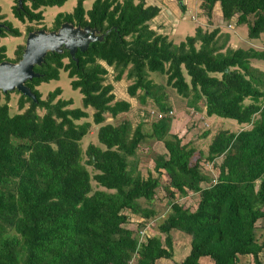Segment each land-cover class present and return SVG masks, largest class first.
Masks as SVG:
<instances>
[{
  "label": "trees",
  "instance_id": "16d2710c",
  "mask_svg": "<svg viewBox=\"0 0 264 264\" xmlns=\"http://www.w3.org/2000/svg\"><path fill=\"white\" fill-rule=\"evenodd\" d=\"M65 1L32 0L24 7L16 5L15 15L21 20H40V6ZM199 1L208 17L219 1L228 26L235 21L246 23L250 39L264 33V0ZM158 10L155 4L134 0H93L85 9L83 0H77L71 12L55 15L53 28L66 20L107 34L84 50L78 48L74 57L66 48L47 51L35 66L40 74L27 81L36 98L21 92L19 106L24 110L12 114L9 101L0 103V264H132L133 257L134 264H160L159 258L173 255L171 229L191 236L188 253L172 264H204L203 256L213 264H239L246 256L252 257L253 264H264L260 257L264 225L260 240L255 231L256 222L264 220V72L251 64L252 59L264 60V51L227 44L230 34L218 35L219 27L208 31L197 26L194 34L175 43L150 28L148 20ZM8 31L21 33L11 23L0 34ZM23 50L21 46L18 60ZM8 58L2 45L0 60ZM97 58L114 67V80H121L125 71L126 78L133 79L127 87L131 97L138 89H143L142 100L153 95L151 88L156 84L147 77L148 70L158 71L166 74L167 84L186 97L193 109L200 110L202 103L206 115L229 117L252 127L220 130L211 140L205 159L223 156L218 174L212 177L200 169L198 159L191 161L195 148L172 134L170 115L153 121L151 133L142 131L139 124L132 131L129 121L101 125L105 112L116 117L131 105L114 99L112 85L104 84L107 69ZM61 69L82 93L83 107L68 106L71 97H57L62 92L59 85L41 97L37 85L58 79ZM88 105L94 108V122L101 123L97 137L104 145L86 147L85 162L96 170L93 174L82 163L79 143L90 121H76L88 116ZM158 105L162 111L170 107ZM37 107L45 112L40 114ZM148 135L162 140L168 152L154 160L155 168L169 175L165 184L169 193L174 195L172 187L181 195L189 190L199 193L194 209L170 202L168 215L159 224L166 233V246L156 235L144 242L138 235L146 219L155 214L140 198L150 201L154 197L159 177H143L136 171V159L129 157ZM92 179L105 190L93 189ZM127 210L141 218L135 231L126 226Z\"/></svg>",
  "mask_w": 264,
  "mask_h": 264
},
{
  "label": "rangeland",
  "instance_id": "374dc122",
  "mask_svg": "<svg viewBox=\"0 0 264 264\" xmlns=\"http://www.w3.org/2000/svg\"><path fill=\"white\" fill-rule=\"evenodd\" d=\"M16 0H0V6L1 10L5 17L8 18V20H11L14 27H18L21 31L19 35H14L11 32H7L6 35H2L0 37V45L6 46V54L11 58L12 61H18L19 57V50L21 49V46L25 47L27 43V37L30 31L37 30L39 28H45L47 31L52 30L54 27L55 21L54 17L58 12H71L74 9V6L76 5L77 0H66L62 5H42L38 9H41L43 11V18L40 20H30L29 18H26L25 20H21L19 17H17L14 13V4ZM93 0H83V6L85 9H88L91 7ZM200 2V1H199ZM27 3L30 5L31 0H28ZM177 4V3H176ZM191 11V8H188ZM189 14V13H188ZM180 15L179 18L177 15L171 16V21H169L170 27H175L176 19H178L176 23V28L178 24L183 25L185 27V31L180 32L178 31L179 35L185 36L189 31L190 33L194 32L195 26L198 24V22L191 17L189 18H183ZM253 19L252 16H249V20L251 21ZM233 21L235 19L233 18ZM215 24L213 26L208 25L209 30H212L214 26H219L221 29L225 30V32H229L230 37L227 41V44L233 46V47H253L257 50L264 51V33H261L259 38L257 39H250L247 35V24L241 23L237 24L232 22V28L228 26V22H224V19L219 21V19L215 18ZM221 25V26H220ZM234 25V26H233ZM30 27L32 30H30ZM193 29V32H192ZM169 32H172L170 29ZM222 36L223 32L218 33V35ZM169 36L174 39L178 40L179 36L175 33H169ZM183 36H181L183 38ZM128 37V39H130ZM171 40V39H169ZM183 40V39H182ZM198 42L196 41V46H198ZM64 62L68 61L67 57L63 58ZM104 64V63H103ZM251 64L260 69L264 72V60H257L252 59ZM107 67V66H106ZM109 69V73L104 76V84H107V82L112 83V86L114 87L111 91L113 93L114 97L117 99H122L126 97L125 95L127 93V87L133 79H127L126 78V71L124 75L122 76L123 80L116 82L114 80V76L116 75V71L114 67L112 68H106ZM128 69V68H127ZM112 70V71H111ZM183 73L186 78V80L189 82L190 76L186 73V70L183 68ZM156 85L154 87L152 86L153 95H147L142 100L141 94L143 92V89H138L137 94L135 96L127 97V101L130 102V109L127 112H123L118 114L116 117H112L108 112L104 113V122L96 123L93 120V109H88V116L83 117L80 119H77V122H82L84 120H89L90 125L88 127V133L83 135V137L80 139V146L82 149L81 152V158L82 163L86 166V168L93 174L96 170L92 167V165H89L86 163V159L88 158V155L85 153L86 147L89 143H94L100 145V147L104 148V145L100 144V141L98 140L97 133L99 125H103L106 123H112L113 125H117L122 121H129L131 124L132 131L133 129L139 124L141 127V130L146 133H151L152 130V122L158 119L157 113L159 111H162L159 109L158 104H168L169 110L172 109L174 113H169V115L172 117V127H173V133H176L180 136L181 141L183 143H187L188 146H193L195 148L194 155L191 157V161H194L195 159H198L200 169L210 174L212 177L217 175L219 172V165L223 159V156L220 155L216 157L214 160H207L205 159L208 145L211 142L212 139L216 136V134L220 130H230V131H240L241 129H250L252 127V124H243L238 123L236 120L229 118V117H220L218 115L212 114V115H206L205 113V105L202 104L201 100V109L195 110L192 107L188 106L186 104V97H183L180 95L173 87L167 84L166 82V74H162L158 71H148L147 75ZM127 79V80H126ZM71 78L68 76L67 72L63 69L59 72V78L58 79H50L49 81H42L39 85H37L38 90L41 93V97L45 98L46 94L49 90L53 89L56 86H60L62 89V92L57 97H63V98H69L71 97L73 102L72 104H69L68 106H79L83 107L82 104V93L77 88H73L70 84ZM9 92V98L7 96V91H3L0 89V103H4L5 101H9L10 104V111L11 113H16L19 111H22L24 109H20L19 106V99L21 96V91L18 89L14 90H8ZM158 97V98H156ZM134 102H137L134 104ZM246 102H249L247 99ZM264 102V99H263ZM29 105V101L26 102L25 108ZM188 106V107H187ZM37 111L40 114H43L45 112L44 108L37 107ZM167 112V111H162ZM258 115L254 116V119H257ZM208 130V133L205 132ZM170 137V136H169ZM173 137V136H172ZM200 150V151H199ZM158 154H165L168 155V152L166 153V148L164 145V142L162 140L156 139L154 136L148 135L145 136L139 143L136 149V153L129 157V160L132 161L133 159H136V171L140 172V175L143 177L147 176L148 174L152 175L153 177H159V186L156 188L154 197L147 201L144 198H140V202L143 205H148L152 207L155 210V214L153 217H149L146 219L145 223H143V227L141 228L143 230V234L141 235L140 240L146 241L148 237L151 236H158L162 244L166 246L164 243V237L166 233L164 231H161L159 229V224L166 218L168 215L169 209H170V202L172 200L178 201L180 204H182L185 207H188L190 209H194L197 205L198 199H199V193L193 192L192 190L187 191L186 194L181 195V193L174 188H171L174 190V195H171L169 191L165 188V184H168L169 181V175L165 171V169L155 168V160L154 158ZM92 188L93 189H104L103 187L99 186L98 183L92 179L91 180ZM202 186H206L207 182L203 181L201 182ZM126 214L129 217V223L126 226L131 227L132 229H136L137 223L141 220V218L137 214H132L130 211H126ZM138 216V217H137ZM264 225V220L259 219L256 222V235L258 239L260 240L262 237L260 233L262 232V226ZM140 235V230H139ZM171 239H172V252L173 255L170 258H159L158 263L160 264H172L175 260H181L184 258V256L188 253L190 248V239L191 236L189 233L183 232L179 229H171L170 231ZM261 259L264 261V252L261 253ZM200 260L204 264H213V260L210 257H201ZM130 263L134 264L136 263V257H133L130 261ZM239 264H253L252 257H246L242 258Z\"/></svg>",
  "mask_w": 264,
  "mask_h": 264
},
{
  "label": "water",
  "instance_id": "95a60500",
  "mask_svg": "<svg viewBox=\"0 0 264 264\" xmlns=\"http://www.w3.org/2000/svg\"><path fill=\"white\" fill-rule=\"evenodd\" d=\"M19 3L22 5L23 0H19ZM105 33L107 31L100 32L97 27H81L69 21H63L57 29L50 31L39 28L29 32L22 58L18 61H0V89L5 92L18 89L36 98L27 81L40 74L35 66L42 63L47 51H62L66 48L74 57L78 48L84 50L91 41L101 40Z\"/></svg>",
  "mask_w": 264,
  "mask_h": 264
},
{
  "label": "crops",
  "instance_id": "0c3cea01",
  "mask_svg": "<svg viewBox=\"0 0 264 264\" xmlns=\"http://www.w3.org/2000/svg\"><path fill=\"white\" fill-rule=\"evenodd\" d=\"M119 1H122V0H119ZM138 1H143L144 5H149V4H153L154 5L155 4V5H157L159 7L158 13L155 16H153L151 19L148 20V24H149L150 28L154 29L157 33L166 34L168 39H171L175 43H179L182 39H185L186 35L194 34L195 28L197 26L202 28V30H208L209 31L208 25L213 26L216 23L215 22V18L216 17L219 19V21L222 20V18H223L222 17V13H221V6H220V2L219 1H217L214 4L213 9H212V14H211L210 17H208V16H206L204 14L202 8L199 6V3H200L199 0H134V2H138ZM188 8H191V11ZM172 15H177L178 18H179L180 15L183 18L191 17L192 19L196 20L198 22V24L195 26L194 32H193V29H192L193 33H190V31H189L187 34H185V36L179 35L177 30H179L180 32H182V31L184 32L185 31V27L183 25H180V23H179L177 28H176V23H177L178 19H176V23H174L175 27H170L169 21H171V16ZM233 18H235V17H233ZM233 18H231V20H233ZM224 22H226V21L224 20ZM74 25H76V24H74ZM81 27H83V26H81ZM215 27H219V26H214L213 28H215ZM170 29L172 30V32H169ZM219 29H220L219 33L225 32V30L221 29L220 27H219ZM169 33H175L176 35H178L179 36L178 40L172 39L169 36ZM181 36H183V38ZM97 61L100 62L103 66H105V68H108V67L109 68H111V67L113 68V66H108L106 64L105 60H103V59L97 58ZM148 71H150V70H148ZM107 72L109 73V69H107ZM122 80H123V78L121 80H119V81H122ZM116 82H118V81H116ZM107 83H110V82H107ZM111 85H112V83H111ZM113 88L114 87L112 86V89ZM125 96L126 97H124L122 99H117L116 97H114V99L115 100H126V101H127V97H130V99H131V96H129V94L128 95L126 94ZM128 102L130 103L131 101L128 100ZM136 103L137 102H134V104H136ZM85 109L86 110L93 109V107L88 105ZM172 125H173V123L171 122V127H170L171 132L173 131ZM168 183H169V181H168ZM159 184H160V182H159ZM203 257H206V256H203ZM246 257H249V256H246ZM246 257H242V258H246Z\"/></svg>",
  "mask_w": 264,
  "mask_h": 264
},
{
  "label": "flooded vegetation",
  "instance_id": "af4514ba",
  "mask_svg": "<svg viewBox=\"0 0 264 264\" xmlns=\"http://www.w3.org/2000/svg\"><path fill=\"white\" fill-rule=\"evenodd\" d=\"M27 1L28 0H23L22 5H20L19 0H16V2L14 4V8H13L14 13H15V6L16 5H18L20 7H24V4H28ZM11 23H12L11 20H8V18L4 16V14H3L2 10H1V6H0V32L3 31V30H7L10 27ZM1 36H2V34H0V37ZM1 46L2 45H0V51H1ZM24 49H25V47H24ZM23 52H24V50H23ZM10 59L8 58V59H2V60H10ZM2 60H0V61H2Z\"/></svg>",
  "mask_w": 264,
  "mask_h": 264
},
{
  "label": "built area",
  "instance_id": "2783aa9c",
  "mask_svg": "<svg viewBox=\"0 0 264 264\" xmlns=\"http://www.w3.org/2000/svg\"><path fill=\"white\" fill-rule=\"evenodd\" d=\"M169 113H173L172 109H170V110L168 111V114H169ZM157 115H158V117H160V116H163V115H165V114L162 113V112H158ZM140 233L143 234V230H142V229H140Z\"/></svg>",
  "mask_w": 264,
  "mask_h": 264
},
{
  "label": "clouds",
  "instance_id": "9594fccd",
  "mask_svg": "<svg viewBox=\"0 0 264 264\" xmlns=\"http://www.w3.org/2000/svg\"><path fill=\"white\" fill-rule=\"evenodd\" d=\"M181 2H182V1H181ZM168 111H169V110H168ZM159 112H162V111H159ZM162 113H164L165 115H169L167 112H162ZM173 113H174V112H173ZM165 115H163V116H165ZM160 117H162V116H160ZM160 117H158V118H160ZM137 217H138V216H137ZM144 223H145V222H144ZM141 228H142V227H141ZM141 228H140V229H141ZM140 229H139V230H140ZM138 235H139V232H138ZM141 235H142V234L140 233V235H139V240H140V238H141Z\"/></svg>",
  "mask_w": 264,
  "mask_h": 264
}]
</instances>
